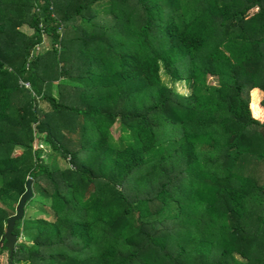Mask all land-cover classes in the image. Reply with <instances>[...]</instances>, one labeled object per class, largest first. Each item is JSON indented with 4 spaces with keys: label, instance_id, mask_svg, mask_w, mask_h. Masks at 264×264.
I'll return each mask as SVG.
<instances>
[{
    "label": "trees",
    "instance_id": "16d2710c",
    "mask_svg": "<svg viewBox=\"0 0 264 264\" xmlns=\"http://www.w3.org/2000/svg\"><path fill=\"white\" fill-rule=\"evenodd\" d=\"M254 89L264 0H0V264H264Z\"/></svg>",
    "mask_w": 264,
    "mask_h": 264
},
{
    "label": "rangeland",
    "instance_id": "374dc122",
    "mask_svg": "<svg viewBox=\"0 0 264 264\" xmlns=\"http://www.w3.org/2000/svg\"><path fill=\"white\" fill-rule=\"evenodd\" d=\"M95 22H99L101 24H111L112 23V17L111 16H97L95 18ZM48 47V40L45 37V40L43 41V43L39 46V49H46ZM214 82V81H213ZM175 87L177 90H179L180 92H187V87L180 82H176L175 83ZM56 87L55 86H51V91L53 94H56ZM250 107L252 110L253 115L257 118L260 119L261 121H264V94L259 92L258 90L254 89L253 91H251L250 93ZM40 105L42 108L47 109V103L40 101ZM112 130L115 133L117 130V126L113 125L112 126ZM50 153L49 147L46 145H43V151H42V156L44 158L48 157V154ZM58 162L60 165H63L64 160L59 158ZM28 215H36L38 214V205L37 202H32L29 207L26 206ZM6 259V252H3L2 255H0V261H5Z\"/></svg>",
    "mask_w": 264,
    "mask_h": 264
},
{
    "label": "water",
    "instance_id": "95a60500",
    "mask_svg": "<svg viewBox=\"0 0 264 264\" xmlns=\"http://www.w3.org/2000/svg\"><path fill=\"white\" fill-rule=\"evenodd\" d=\"M31 182L32 179L28 178L25 183V190L21 194L16 207H15V213L11 216H9L6 220V227L5 232L3 236L1 237L2 240H5L4 244L8 248L9 253L11 255L14 245L16 242V234L13 232L15 221L20 219L24 213V205L26 201L31 197L32 195V188H31Z\"/></svg>",
    "mask_w": 264,
    "mask_h": 264
}]
</instances>
